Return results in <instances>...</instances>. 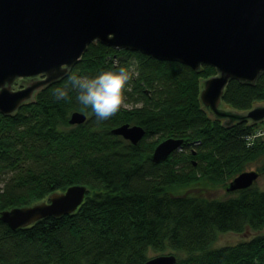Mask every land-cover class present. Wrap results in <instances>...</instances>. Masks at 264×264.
Returning a JSON list of instances; mask_svg holds the SVG:
<instances>
[{"label": "trees", "instance_id": "16d2710c", "mask_svg": "<svg viewBox=\"0 0 264 264\" xmlns=\"http://www.w3.org/2000/svg\"><path fill=\"white\" fill-rule=\"evenodd\" d=\"M121 65L131 76L125 102L140 106H122L108 120L97 121L74 92L53 98L51 89L67 75L13 115L0 113V210L40 202L71 185L87 187L69 214L14 230L0 220V264H141L149 250H171L174 264H264V187L254 182L226 190L264 155V141L246 147L243 135L253 126H224L202 107L200 81L216 69L195 71L93 41L70 71L91 75ZM222 102L236 110L264 102V72L253 83L229 79ZM75 110L87 118L72 125ZM123 123L144 129L137 144L111 133ZM167 137L183 138L181 151L151 161L153 148ZM256 171L264 175V161ZM218 186L223 196L206 193ZM247 230L249 238L214 245L223 233Z\"/></svg>", "mask_w": 264, "mask_h": 264}, {"label": "water", "instance_id": "95a60500", "mask_svg": "<svg viewBox=\"0 0 264 264\" xmlns=\"http://www.w3.org/2000/svg\"><path fill=\"white\" fill-rule=\"evenodd\" d=\"M93 41L179 61L195 71L210 65L217 73L201 79L199 93L209 116L228 127L264 121V102L247 110L222 102L229 79L253 83L264 72V0H0V113L11 116L22 104L33 102L40 90L67 75ZM86 118L75 110L68 123L81 124ZM111 133L137 144L145 131L123 123ZM183 142L162 139L151 161L166 159L182 149ZM258 177L256 170L242 171L226 190L250 187ZM86 193L85 185H71L40 202L0 210V220L14 230L69 214ZM175 261L174 254H159L141 264Z\"/></svg>", "mask_w": 264, "mask_h": 264}, {"label": "clouds", "instance_id": "9594fccd", "mask_svg": "<svg viewBox=\"0 0 264 264\" xmlns=\"http://www.w3.org/2000/svg\"><path fill=\"white\" fill-rule=\"evenodd\" d=\"M130 79L129 69L123 65L91 75L70 71L66 83L52 88L51 95L56 100H62L74 92L79 105L90 107L97 121H105L124 105Z\"/></svg>", "mask_w": 264, "mask_h": 264}, {"label": "rangeland", "instance_id": "374dc122", "mask_svg": "<svg viewBox=\"0 0 264 264\" xmlns=\"http://www.w3.org/2000/svg\"><path fill=\"white\" fill-rule=\"evenodd\" d=\"M123 106H125L127 108H130V107H133V106H140V103L131 104V103H126L125 102ZM262 122H260V123H262ZM156 137H157V135H154L149 140H153ZM179 151H181V149ZM263 161H264V155L261 156L257 161L247 165L246 169L244 171L256 170L257 167H259ZM255 184L257 186H259L260 188H263L264 187V175L259 176L256 179ZM206 193L209 196H212V197H219V196H223L224 195V189H223L222 186H218V187H216L214 189L207 190ZM250 235H252V234L248 230L246 232H243V233H233V232L223 233L216 239V241L214 242V245L218 247V246H223V245H227V244H234L237 241H240V240H242L244 238H249ZM169 252H172V251L171 250H165L163 252H157V251L149 250L148 251V255L150 257H152V256L159 255V254H168Z\"/></svg>", "mask_w": 264, "mask_h": 264}, {"label": "built area", "instance_id": "2783aa9c", "mask_svg": "<svg viewBox=\"0 0 264 264\" xmlns=\"http://www.w3.org/2000/svg\"><path fill=\"white\" fill-rule=\"evenodd\" d=\"M264 141V121L254 125L243 135V142L246 147H251Z\"/></svg>", "mask_w": 264, "mask_h": 264}, {"label": "flooded vegetation", "instance_id": "af4514ba", "mask_svg": "<svg viewBox=\"0 0 264 264\" xmlns=\"http://www.w3.org/2000/svg\"><path fill=\"white\" fill-rule=\"evenodd\" d=\"M39 77H42V76L39 75ZM17 87H18V80L15 79V80H14V88H17Z\"/></svg>", "mask_w": 264, "mask_h": 264}]
</instances>
